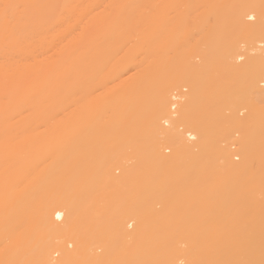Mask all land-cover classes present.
Listing matches in <instances>:
<instances>
[{"label":"bare ground","instance_id":"6f19581e","mask_svg":"<svg viewBox=\"0 0 264 264\" xmlns=\"http://www.w3.org/2000/svg\"><path fill=\"white\" fill-rule=\"evenodd\" d=\"M118 1L120 0H0V264H89L93 259L101 260L104 264H181L182 261L183 264H264V173H256L254 169L255 162L264 163V109L252 111L246 120H240L235 111L232 110L230 114L224 112L238 104V99H235L236 91L230 85L224 83L218 86L213 94H209L207 90L215 72H232L237 67L235 58L239 54L241 37L247 41L261 37L257 40L255 55H251L253 63L260 67L257 66L259 69L249 76L246 87L249 92L260 93L264 98V73L261 72L264 67V0H232L235 5L226 14H221V9L214 8L213 10L217 9L213 11L216 14L215 24L209 21L212 24L198 36L191 35L189 28L181 30L180 33L173 28L172 23L165 21L158 22L159 26L164 27L161 34L156 36L158 27H153L152 18L138 20L146 28L136 39L133 38L125 45L119 32L124 19L115 13L107 14L105 10L107 2L114 6ZM131 1L140 5L150 0ZM108 18L111 25L107 29ZM245 18L253 22H248ZM198 27L203 28V22ZM132 42L134 44L129 46ZM122 52L125 56L124 62L120 57ZM163 53H174L175 57L172 58H176L175 61L171 59V63H168V60V66L164 67L161 62L158 64ZM197 55L202 57L201 64L193 60ZM236 59L242 60L243 55H238ZM127 65L135 68L128 78L123 79V71ZM112 78L119 79V94L109 100H104V97L90 99L86 107L75 111L66 121L57 118L59 112L53 107L54 102L68 103L78 95L90 96L91 93L82 90L104 87ZM168 81H172L169 83L175 86L188 85L189 95L184 98L172 97L171 90L164 86ZM44 103L47 104V128L43 139L40 124L43 120ZM207 103L214 104L213 124L206 123L201 117ZM179 104L182 105L183 114L179 115L181 117L178 121L176 107ZM154 108L162 112L163 125L160 119L155 118ZM181 108L177 111L181 112ZM181 118V122L185 120L184 125L189 124L190 129L192 127L191 130L195 132L187 130L185 134L179 130L178 122ZM147 122L152 132L164 130L166 138L171 141L173 155H178L180 150H188L187 160L190 164L184 169L186 178L185 182L182 178L184 183L180 181V189L186 188L187 194H193L194 187L198 185L200 195L196 201L199 212H202L199 214L203 216L202 220L193 222L196 226L201 225L197 231L194 230L196 233H191V230L190 235H182L187 241H184L188 245L186 248L179 242L184 238L178 236L180 239L176 240L178 237L174 236L175 239H171L173 237L170 238L169 234L162 235L152 231L153 228L152 232L149 231L152 237L144 236L148 232L143 227L146 228V223L149 224L144 221L154 217L157 219L159 217L156 216H160V213L152 208L153 202L149 201L151 197H146L149 200L145 199L142 193L144 199L137 196L136 188H133L135 192L132 195L122 194L119 200L114 199L117 203L109 204L110 210L108 207L104 209L108 210L106 213L110 217L111 210L113 215L116 213L110 219H113V224L112 221L107 222V226L113 225V228L108 226L109 231L113 229L112 231L105 232L102 229V226L105 227L102 222L105 223L107 219L105 215L104 221H95L101 223L96 228L101 229L96 232L100 240L98 242L104 241L100 245L103 249L101 255L98 250L97 255L93 248L98 244L96 242H89L93 246L87 247L83 245L82 239L76 240L78 243L81 241V244L76 242V246L70 249L65 242L57 244L55 237L56 244L51 238L48 240V237V241L37 244L32 243L31 237L24 235L29 230L37 231V228L43 229L39 230L42 234L49 229L59 230L62 225L58 228V224L67 214L70 218V223L67 224L72 228L67 231H73L72 234H76V237L95 231H91L90 225L85 232L87 227L84 228L82 224L86 223L88 214L94 218V211L91 210L90 213L93 204L91 196L95 197L93 202H96L98 197L102 199L100 195L110 192L116 178L112 169L108 170L110 168L106 167H112L111 163L114 162H122L124 155H127V146L132 145L133 148L137 144L138 129L139 132L144 129ZM236 124L242 137L232 141L231 146L239 145L241 161L234 159L237 155L235 148L236 151L233 152L230 145L223 147L219 143L222 136L229 139L234 136L231 125ZM44 146L47 150L61 152V156L53 154L55 159L60 157L57 159L60 161L55 160L56 166L53 164V170H50L54 173H48V179L46 175L41 176L39 170L33 177L36 161L41 163L37 156H41L39 153ZM132 148L131 150L138 151L137 145L136 149ZM27 151L32 154L27 155ZM134 151L133 154L136 152ZM161 155L164 161L160 158V163L170 160L169 154ZM32 158L35 166L30 160ZM104 160L109 166L104 165ZM90 167L94 172L90 171ZM106 169L108 173H104ZM153 169L150 168L149 172ZM29 171L30 177L27 176ZM61 171L66 173L65 177ZM39 173L40 177L37 175ZM153 173L159 178L158 174ZM182 173L180 172L179 177L184 174ZM150 174L154 176L152 172ZM124 175L126 176V172ZM43 176L45 178L41 180ZM156 177L151 178L155 180ZM38 180H41L42 187V183L46 182L49 189L45 187L42 188L45 189L43 191L39 190L41 186H34ZM163 180L165 183V179ZM24 181L31 188L25 187L27 184L24 185ZM161 186L159 187L162 190L157 191V187L152 198H163L162 201L166 203L171 198V189L166 186L165 192ZM107 187L109 189L104 191ZM46 190L47 196L43 194ZM96 205L94 203L92 206L93 210ZM97 210L98 208L95 211ZM136 216L138 220L135 219ZM127 217H132V220H127ZM133 219L143 221L142 225L139 223L135 226L136 229L132 227L133 230H129ZM78 222L82 229H77ZM96 223L93 222V226ZM62 232H65L64 229ZM96 233L93 236L97 238ZM154 235H159L157 240L160 242L162 236H167L170 240L165 243L166 240L161 238L164 243H156L157 237ZM113 236L115 241L118 240V243L115 242L117 244L109 242ZM127 237L129 240L132 238L135 244L133 241L130 243L131 240L128 242ZM6 238L8 243L4 241ZM56 251L62 255L57 263L54 259Z\"/></svg>","mask_w":264,"mask_h":264},{"label":"rangeland","instance_id":"374dc122","mask_svg":"<svg viewBox=\"0 0 264 264\" xmlns=\"http://www.w3.org/2000/svg\"><path fill=\"white\" fill-rule=\"evenodd\" d=\"M223 0H150V1H148L147 3H143V4H140V5H138V4H134L131 0H129V1H124V0H120V1H118V2H116L115 4H114V6H111L110 5V3L109 2H107V4H106V7H105V10H106V12H107V14H110V13H115V14H118V15H120V17H122L123 19H124V22H123V24H122V27L120 28V36H121V41H122V43H123V45H125L126 43H128L130 40H132L133 38L134 39H136L135 37L137 36V35H139V33L140 32H142L145 28H146V25H144V24H142V23H139L138 22V20H146L148 17H150V18H152V25H153V22H154V25H153V27H155V28H157L158 30L156 31V33H155V35L156 36H158V35H160L161 34V31H163V27L162 26H159L158 25V22L159 21H165V23H172V26H173V28H176V30H178V31H180V33H181V30H184V29H188L189 28V31H190V33H191V35H195V36H198V34H200L201 33V31L203 30V29H208L209 28V26L212 24H210V22H213V24H215V21H216V18H215V15H214V13H213V11H216L217 9H215V10H213L214 8H218L219 10L221 9V14H224L226 11H229V8H231V10L233 9V6L235 5V2L234 1H232V0H229V2H227L226 0L225 1H223ZM226 14V13H225ZM223 16V15H222ZM218 17V16H217ZM218 18H220V17H218ZM248 22H253L252 20H248L247 18H245ZM210 21V22H209ZM254 21H256V20H254ZM201 22H203V28H200V27H198V24H200ZM209 22V23H208ZM110 25H111V23H110V19L108 18V20H107V22H106V28L108 29L109 27H110ZM197 26V27H196ZM239 33H242V31H240ZM160 38H162V37H160ZM192 38H195L194 36L192 37ZM261 38V37H260ZM260 38L258 39V37H257V39L255 38H253V40L251 39V40H249V41H247V40H244V38H240L239 40H240V43H239V54L238 55H243V59L242 60H237L236 58H237V56L238 55H236V58H235V62H236V65H237V67H235V69L232 71V72H224V71H217V72H215L214 73V77H213V80H212V82L210 83V86H208V89L207 90H209V94H213V92H215V89L218 87V86H220V85H222V84H227V85H230L236 92H235V99H238V104L237 105H235V107L233 108V109H231V108H227V109H225V113L226 114H230L231 113V111L233 110V111H235L236 113H237V115L239 116V118H240V120H246L248 117H249V115H250V113L252 112V111H256V112H258V111H260V110H263L264 109V98H262L261 97V94L260 93H253V92H249V88H247L246 87V85H248L247 83H248V79H249V76H251V74L254 72V70H257V69H259V65H257V66H259L258 68H257V66L253 63V59H251V55H255V52H256V50H255V48H256V44H258V41L257 40H260ZM262 40H264V39H262ZM257 41V42H256ZM264 42V41H263ZM134 44V42H132V43H130L129 44V46H131V45H133ZM262 46H264V45H262ZM261 46V47H262ZM202 47H205V45H203ZM261 52V51H260ZM164 54V53H163ZM124 55V52H122V53H120V57L122 58V61L124 62L125 61V56H123ZM253 55V56H254ZM159 57V56H158ZM172 57H175V54L174 53H166V54H164V55H162V57L160 58L159 57V60H157V61H159L158 62V64L161 62V64L163 65V67H164V65H166V66H168V63H171L170 62V60L171 59H174V61H175V59L176 58H172ZM249 57V58H248ZM156 59H157V55H156ZM251 59V60H250ZM169 60V62L167 63V61ZM196 63H200L201 64V62H202V57L200 56V55H197V56H195L194 57V59H193ZM157 63V62H156ZM163 63H167V64H163ZM251 63V64H250ZM253 63V64H252ZM202 65H203V63H202ZM252 65V66H251ZM173 66V65H172ZM254 66V67H253ZM170 67V66H169ZM134 66L133 65H127L126 66V68H125V70L123 71V74H124V78L123 79H126L125 77H129L130 76V74L133 72V70H134ZM166 68V67H165ZM168 68V67H167ZM262 68V67H261ZM260 68V71L262 70ZM253 70V71H252ZM262 73H264V67H263V70L261 71ZM174 75V74H173ZM169 76H171V74L169 75ZM127 77V78H128ZM175 76H173V78H174ZM262 78H264V76L262 77ZM261 78V79H262ZM115 78H112V80L110 79V80H108V82L107 83H105L104 84V87H101V88H91V89H84V90H82L83 92L85 91L86 93H91L90 94V96H86V95H78L77 97H75V99L72 101V102H68V103H60V102H54V104H53V107L59 112V115H57V118L58 119H63L64 121H66V120H68L70 117H71V115L75 112V111H78V110H81V108H83V107H86V104L89 102V100L90 99H92V98H97V97H104V100H109V99H111V98H113V96H116L117 94H119V92H120V89H119V85H117L118 83H119V79L117 80V79H115V80H117V81H115L114 80ZM172 79V78H171ZM170 79V80H171ZM122 80V79H121ZM166 80H169V79H166ZM173 81V82H172ZM172 81H168V83H166L164 86L165 87H168L170 90H171V96L173 97V96H182L183 98L184 97H186V96H188L189 95V92H190V88H189V86L188 85H182L181 84V86H175V85H173L172 83H174V79H172ZM121 82V81H120ZM166 82V81H165ZM169 82H172V83H169ZM171 84V85H170ZM246 89H248V92L246 91ZM173 94V95H172ZM181 94V95H180ZM184 95V96H183ZM180 102H181V100H180ZM178 107H176L177 108V110H179L181 107H182V105H177ZM46 108H47V104H45L44 103V106H43V109H44V114H43V120H42V123L40 124V130L42 131V135H43V139L45 138V131H46V128H47V123H46V116H45V111H46ZM175 108V109H176ZM176 110V114L179 116L180 114H183L182 112H183V110H182V108H181V112H179V111H177ZM213 111H214V104L213 103H207L204 107H203V110H202V112H201V117H202V119L206 122V123H208V124H213L214 123V121H215V117H214V113H213ZM154 116H155V118H158V119H160V122H161V124L163 125L164 124V118H163V114H162V112H160V111H158V110H156V108H154ZM178 116H176V117H178ZM180 117L181 116H179L178 117V121H179V119H180ZM184 118V117H183ZM183 118H181V120H180V122L183 120ZM141 121V120H140ZM185 121V120H184ZM183 121V122H184ZM142 122V121H141ZM178 122V124L180 125H178L179 127L178 128H180L179 130H182V132L184 131V133L187 131V132H191V131H193V132H195L194 130H191V129H193L192 127H191V129H190V127H189V124H186V126L184 125V123H186V122ZM139 124V123H138ZM141 124V123H140ZM147 125H144V129H142L140 132H139V130L140 129H138V133H139V135H138V139H137V141H136V145H137V150L138 151H134V150H131V146L130 145H128L127 147L129 148V146H130V149H128V148H126V154L128 155V157H127V155L125 156L124 155V157H123V160H121L122 162L119 164H117V162H114V163H111L112 164V167H111V165H110V167H106V168H110V169H108V170H111V171H113V174H115L114 176H115V178H116V181H115V183H113L112 184V188L110 187V189H109V187H107V189L105 190V188H106V185H105V188H104V191H107L108 189L110 190V192L108 191V192H106V193H108V194H103V195H100L101 197H102V199H100V197H98V199L96 200V202L94 201L93 202V198H95V197H93V196H91L92 197V203L91 202H89L90 204H92V206H94V203H95V208L97 209L98 208V210L97 211H95V210H93V208L94 207H92L91 206V209H90V213H91V210L92 211H94V218H93V216L91 215V214H88L89 216H87V217H89V218H87V220L85 221L86 223H88V224H86V223H82V224H84L83 225V227L84 228H86L87 227V229H84V231L85 230H87L88 231V227L90 226V228H91V231L92 230H95V231H92V232H90V231H88L87 233H89V234H87V233H85L86 235H82L81 237L78 235L77 237H76V234H72L73 233V231H72V233L70 232V231H67V230H71L72 228H71V226H70V224H67V222L68 223H70V218L68 217L69 215L67 214V217H66V215H65V217H64V219H63V221L61 222V223H59L58 224V228H60L61 227V225H62V229L60 228L59 230H55V229H49V230H51V231H49V230H46L47 232H44V234H45V236H44V234H42L41 232H39V230L40 231H42L41 230V228H37V231L36 230H29V231H26L25 233H24V235L25 236H28V237H31L33 240H32V243H37V244H40V243H43V241H48V240H50V238L54 241V239H55V241H57V244H64L63 242H65V244H67L68 246H69V248L71 249H73L76 245H74L77 241L76 240H81L82 239V243H83V245L84 246H87L88 247V245L89 246H93V244L95 243V244H97V245H94L93 246V248H95L96 249V254L97 255H101V253L103 252L102 250V247L100 248V245H102V243L104 242V241H102L101 243H99L100 242V240H99V238H98V235H97V233L96 232H98V231H100L101 229H99V230H97L96 228H99L98 226V223H100L101 221H104L106 218L105 217H107V219L105 220V223L104 222H102L103 224L102 225H105V227H103L102 226V229L105 231V232H110V231H112L111 229H110V231H109V228L110 227H112L113 225V219L112 220H110L113 216L115 217V214L113 215L112 214V210L109 212L110 214L109 215H111V217L110 216H108L107 214H108V212L106 213V211H108L107 209H106V211L104 210L105 208H107L108 207V209H109V204H112L113 205V203L115 202V200H119L120 198V196H123L122 194H124V195H127V194H133L134 192H135V190H136V194H137V196L140 198L141 197V199L143 198L142 196L144 195V197H145V199H148V198H150L151 197V199L149 200L150 202H153V203H151L152 205L151 206H153L152 208H154V210L157 212V213H160V216H164L163 218L162 217H160V216H156V217H159V218H155L154 216V219H155V221H154V219H153V224H152V219L151 220H145L144 222L146 223L147 221L149 222V224L148 223H146V228L145 227H143L144 229H145V231L146 232H148V234L147 233H145L144 231V236H146V238L148 237V236H150L151 234H149V231L150 232H152V231H155V232H157V233H161L162 235H165L166 233H167V235L168 236H170V238L171 237H173V238H171V239H175L174 238V236L175 237H178V236H180V238H184L185 239V237H183L182 235H184V236H187V235H190L189 234V232L191 231V233H196V231L199 229V228H201L200 226L201 225H199V226H196V225H194V223L193 222H198L199 220H202V216L203 215H201V214H199V213H202L201 211L199 212V209H198V206H197V198L199 197V195H200V193H199V187H198V185H197V187H194V192H193V194H187L186 192H187V190H185L186 188H181L180 189V187L182 186V184H181V182L180 181H182L184 178H186L185 177V168L187 167V165H188V163L190 164V162H189V160H187L188 159V154H187V152H188V150L186 151V149H185V151H182L181 152V150L179 151V153H178V155H173L174 154V152H173V148H172V144H171V141L170 140H168L167 138H166V134L164 133V130L162 129V130H159V131H157V132H152L151 131V129H150V127H149V125H148V122L146 123ZM182 124V125H181ZM141 127V128H142ZM231 127H232V132H233V137L231 138V139H229V138H227L226 136H222L221 138H219V143L221 144V146H223V147H225V146H227V145H230V147L232 148L233 147V149H231L232 151L234 150V148L237 150H234V151H236V157H234V159H235V161H241V159H242V156H240L239 155V153H238V144H233L232 146H231V143H232V141L234 142V141H236V140H238V139H240L241 137H242V132H240V130L238 129L239 127H238V125L236 124V125H231ZM186 132V133H187ZM183 133V134H184ZM185 133V134H186ZM221 139V140H220ZM45 141V140H44ZM45 145V144H44ZM136 145H134V149H136L135 147H136ZM196 148H197V146H195ZM194 147V148H195ZM132 148V149H133ZM193 148V149H194ZM195 148V149H196ZM198 149V148H197ZM42 151L40 152V151H38V152H40L39 154L41 155V156H37V158L38 157H40V159H41V161H39V162H41V163H38V161H36L37 163H38V165H37V163H35V165L36 166H38V169H36L37 167L33 164L34 163V161H33V158L32 159H30V160H32L33 162H32V164L35 166V173H33V171H31L32 169H34L33 167H32V169H30L29 168V170L33 173V177H34V175H36V172H37V170H39L40 172H41V176H42V174L45 176V177H47V179H48V177L50 176V174L47 176V174L48 173H52L50 170H51V168H52V165L56 162L57 163V161H60V160H57L58 158H60V157H57V159H55L56 158V156L57 155H60L61 156V152H58L57 150L56 151H53V150H47V147H43L42 149H41ZM184 150V149H183ZM49 151V152H48ZM53 151V152H52ZM132 151V152H131ZM133 151L135 152V154H133ZM197 151V150H196ZM196 151H194L195 153H196ZM233 151V152H234ZM32 152H34V151H32ZM57 152L58 153H60V154H57ZM27 155H29V153H31V152H28L27 151ZM56 153V154H55ZM165 154V155H167L168 156V154H169V156H168V159H169V157H170V160L167 162V161H165L166 162V164H165V162H163L164 161V159H162V155L161 154ZM183 153V154H182ZM26 154V153H25ZM32 154V153H31ZM37 154V153H36ZM49 154H51L50 156H49ZM53 154H55V155H53ZM26 155V156H27ZM129 155H131V156H129ZM161 155V156H160ZM188 155V156H187ZM36 156V155H35ZM51 156H52V158H51ZM53 156H55V157H53ZM34 157V156H33ZM27 158H29V156L27 157ZM104 158H106L105 156H104ZM163 160V161H161L162 163H160V160L161 159ZM148 159V160H147ZM154 160V162H153V160ZM159 159V160H158ZM54 160V161H53ZM55 160H57V161H55ZM29 161V160H28ZM149 161V162H148ZM152 161V162H151ZM30 162V161H29ZM146 162H148V163H146ZM28 163V162H27ZM26 163V164H27ZM55 163V164H56ZM61 163H62V161H61ZM104 165L105 166H107L106 165V162H105V160H104ZM150 163V164H149ZM164 163V164H163ZM31 164V163H30ZM32 164H31V166H32ZM53 165L54 167L56 166V165ZM62 164H65V163H62ZM147 164H148V166H147ZM28 165H29V163H28ZM27 165V166H28ZM40 165V166H39ZM58 165V164H57ZM66 165V164H65ZM92 165H93V163H92ZM91 165V166H92ZM138 165V166H137ZM145 165V166H144ZM154 165V167H155V169H156V167H157V169L160 171V174L162 173V176L159 174V171L156 169H153L154 167H150V166H153ZM185 165V166H184ZM30 166V165H29ZM88 166V165H87ZM94 166V168L96 169L95 171H97V168H96V166L95 165H93ZM109 166V165H108ZM125 166V167H124ZM142 166V167H141ZM169 168H171V169H169ZM171 166V167H170ZM184 166V167H183ZM24 167H26V165H24ZM69 167V166H68ZM131 167V168H130ZM149 167V168H148ZM173 167V168H172ZM183 167V168H182ZM40 168V169H39ZM57 169H58V166L56 167ZM55 168V170H57ZM61 168V167H60ZM66 168V167H65ZM105 168V167H104ZM125 168H127V169H125ZM130 168V169H129ZM136 168V169H135ZM150 168L151 169H153V170H151L150 172H149V170H150ZM165 168V169H164ZM25 169H27V168H25ZM24 169V170H25ZM69 169V168H68ZM71 169V168H70ZM90 169H91V167H90ZM89 169V170H90ZM140 169V171L138 172V170ZM144 169V170H143ZM161 169L163 170V172H161ZM168 169V170H167ZM176 169V170H175ZM254 169H255V172L256 173H264V163H256L255 162V165H254ZM21 170H23L22 168H21ZM46 170H47V172H46ZM52 170H53V168H52ZM64 170V169H63ZM66 170V169H65ZM125 170V171H124ZM130 172H129V171ZM167 170V171H166ZM171 170V171H170ZM184 170V171H183ZM27 172L28 173V177H30L29 176V173L31 174V172ZM38 171V172H39ZM44 171H45V173H44ZM71 171H72V169H71ZM70 171V172H71ZM90 171H93V168L90 170ZM106 171V172H105ZM104 171V173H108L107 172V169ZM115 171V172H114ZM168 171H170V172H168ZM173 171H175V172H173ZM25 173H26V171H24ZM24 172H22V173H24ZM37 172V173H38ZM61 172H63V171H61ZM68 172V171H67ZM70 172H69V175H71L70 174ZM94 172V171H93ZM124 172H126V176L124 175ZM128 172V173H127ZM152 172V175H154V173L153 172H155V174H158L157 176L159 177V178H157L155 175L154 176H151V173ZM158 172V173H157ZM165 172V175L163 174ZM167 172V173H166ZM180 172H183L182 174L184 175H182L181 177H179L181 174H180ZM54 173V172H53ZM58 173H60V172H58ZM72 173V172H71ZM74 173V172H73ZM135 173H136V175H135ZM141 173V174H140ZM148 173V174H147ZM169 173V175H167ZM176 173H178V174H176ZM64 174H66V173H64L63 172V174H62V176L64 175ZM121 174V175H120ZM131 174V175H130ZM145 174V175H144ZM37 175H39V177H40V173L39 174H37ZM60 175V174H59ZM68 175V174H67ZM66 175V176H67ZM130 177H129V176ZM136 177H135V176ZM141 175H143V176H141ZM43 176V178H41V180H43L45 177ZM52 176V175H51ZM61 176V175H60ZM61 176V177H62ZM117 176V177H116ZM123 176H125V177H123ZM141 176V177H140ZM148 176H149V178H148ZM165 176V177H164ZM167 176V177H166ZM171 176V177H170ZM179 177V180H178V178L177 177ZM31 177H32V175H31ZM60 177V178H61ZM64 177H65V175H64ZM151 177H156V179L154 180V178L152 179ZM23 178V177H22ZM125 178H128V179H125ZM130 178V179H129ZM134 178V179H133ZM136 178V179H135ZM168 178V179H167ZM180 178H181V180H180ZM183 178V179H182ZM121 179L123 180V181H121ZM143 179V180H142ZM160 179V180H159ZM163 179H165V183H164V180ZM169 180V181H167V180ZM171 179V180H170ZM41 180H38L37 182L39 183V184H37V182L35 183V185L34 186H37V187H40L39 188V190H43L42 188H45L46 187V189L48 190L49 189V186H46V182H45V184L44 183H42V182H44V181H42L41 183L44 185L43 187H42V185H40V181ZM135 182V184H134V182ZM147 180V181H146ZM158 180V181H157ZM161 180H163V181H161ZM177 180H178V182H180L179 184L177 183ZM106 181V180H105ZM133 183H132V182ZM138 181V182H137ZM140 181V182H139ZM172 181V182H171ZM27 182V181H26ZM147 182V183H146ZM183 182V181H182ZM184 182H185V179H184ZM183 182V183H184ZM118 185H117V184ZM136 183H137V185H136ZM140 183V184H139ZM150 183V184H149ZM156 183H158V184H156ZM173 183H175V189H174V186H173ZM27 183H25V181H24V185H26ZM104 184H106V182L104 183ZM115 184V185H114ZM132 184V185H131ZM142 184H145V185H142ZM168 184H169V186H171V184H172V186H171V188L168 186ZM176 184H178L179 185V187H178V185H176ZM39 185V186H38ZM48 185V184H47ZM113 185H114V187H113ZM126 185H127V187H126ZM156 185V186H155ZM162 185V186H161ZM164 185V186H163ZM181 185V186H180ZM184 185V184H183ZM186 185V184H185ZM29 187V188H31L30 187V185H26L25 187ZM110 186V185H109ZM117 188H116V187ZM124 186V187H123ZM150 186V187H149ZM159 186H161L162 188H163V190L165 189V187L166 188H169V190H170V195H171V193H172V195L170 196L171 198H169V199H171V200H169V199H167V200H165V201H167L166 203L164 202V201H162V200H164L163 198H161V199H159V197H155V199L154 198H152V196L154 195L153 194V192H156V188L158 189L157 191H159V189H160V187ZM48 187V188H47ZM52 187V186H51ZM50 187V189H51V191H52V189L53 188H51ZM144 187V188H143ZM186 187V186H185ZM122 188H124V189H122ZM126 188V189H125ZM133 188H136L135 190L132 189ZM138 188V189H137ZM153 188V189H152ZM57 189V188H56ZM55 189V190H56ZM112 189V190H111ZM148 189H150V190H148ZM45 190V189H44ZM43 190V191H44ZM46 190V191H47ZM117 190H119V191H117ZM130 190H132L130 193L128 192V191H130ZM140 190V191H139ZM151 190H154V191H151ZM160 190H162V189H160ZM166 190L167 189H165V192H166ZM168 190V191H169ZM182 190V191H181ZM43 191H41V192H43ZM45 191V193L43 192V194L45 195L46 193H48V191L46 192ZM50 191V190H49ZM112 191H114L113 193H112ZM122 191V192H121ZM138 191V192H137ZM147 191H149V192H147ZM167 191V192H168ZM198 191V192H197ZM40 192V194H42ZM53 192V191H52ZM57 192V191H56ZM55 192V193H56ZM102 192V191H101ZM164 192V191H163ZM164 192V193H165ZM174 192H176V193H174ZM184 192L186 193V194H184ZM110 193V194H109ZM143 195H142V194ZM151 193V194H150ZM43 194H42V196H43ZM67 194V193H66ZM112 194H114V196L112 195ZM120 194V195H119ZM179 194H181V196L179 195ZM109 198V196H110V199H107V197ZM140 195V196H139ZM151 195V196H150ZM175 195H176V199H175ZM186 195V196H185ZM189 195V196H188ZM45 196H47V194L45 195ZM111 196H113V198L111 197ZM149 196V197H148ZM174 196V197H173ZM187 196H188V198H187ZM90 197V198H91ZM104 197H106V198H104ZM118 197V198H117ZM146 197H148V198H146ZM169 197V196H168ZM182 197V198H181ZM186 197V198H185ZM44 198V197H43ZM156 198H158V199H156ZM115 199V200H114ZM144 199V198H143ZM195 199V200H194ZM99 200V201H98ZM114 200V201H113ZM148 200H146V202L148 201ZM174 200V201H173ZM177 202H176V201ZM183 200V201H182ZM194 202H193V201ZM90 201V200H89ZM97 201H98V203H97ZM111 201V202H110ZM181 201V202H180ZM113 202V203H112ZM170 202V203H169ZM183 202V203H182ZM115 203H117V202H115ZM165 203V204H164ZM177 203V204H176ZM192 203H193V205H192ZM196 203V204H195ZM90 204H88V205H90ZM148 204V203H147ZM184 204H186L185 206H184ZM150 205V204H149ZM194 205H196V206H194ZM98 206V207H97ZM190 206V207H189ZM110 207H111V205H110ZM99 208H101L102 209V211L99 209ZM182 208V209H181ZM192 208V209H191ZM195 208V209H194ZM110 210V209H109ZM170 210V211H169ZM188 210V211H187ZM194 210V211H193ZM196 211V212H195ZM155 212V213H156ZM171 212V213H170ZM178 212V213H177ZM93 213V212H92ZM175 213V214H174ZM187 213V214H186ZM191 213V214H190ZM198 213V214H197ZM167 214V215H166ZM104 215H105V217H104ZM107 215V216H106ZM157 215V214H156ZM159 215V214H158ZM190 215V216H189ZM193 215V216H192ZM92 216V217H91ZM167 216V217H166ZM178 216V217H177ZM197 218H196V217ZM98 217V218H97ZM102 219H101V218ZM110 217V218H109ZM137 217V216H136ZM135 217V219L136 220H138L139 218L137 217L136 218ZM181 217V218H180ZM184 217V218H183ZM201 217V218H200ZM94 219V221H93V219ZM95 218H97V219H95ZM129 218H131V220H132V217H127V220L129 219ZM134 218V217H133ZM169 219V221L167 220V219ZM176 218V219H175ZM194 220H193V219ZM67 219V220H66ZM91 219V220H90ZM135 219H133V225L132 226H129L128 227V229L129 230H133V228H135L136 229V227H137V224H141L142 225V223L141 222H143V221H141V220H139L140 222H138V221H136ZM164 219V220H163ZM189 219V220H188ZM65 220V221H64ZM90 220V221H89ZM100 220V222H98V223H96L97 221H99ZM126 220V221H127ZM180 220V221H179ZM81 221V220H80ZM88 221V222H87ZM94 223H96V224H94V225H96V226H93V222ZM96 221V222H95ZM109 221H112V224H111V226H110V224H108V226H110V227H108L107 226V222L109 223ZM183 221V222H182ZM187 221V222H186ZM128 222V221H127ZM136 222H138V223H136ZM151 222V223H150ZM157 222V223H156ZM161 222V223H160ZM167 224H166V223ZM65 223V224H64ZM134 223H135V225H134ZM145 223H143V224H145ZM164 223H165V225H164ZM189 223V224H188ZM67 224V225H66ZM75 224H77V221H76V223ZM75 224H74V227H75ZM161 224V225H160ZM162 224H163V226H162ZM181 224H182V226H181ZM192 224V225H191ZM100 225H101V223H100ZM151 225V226H150ZM154 225H156V226H154ZM187 225V226H186ZM194 225V226H193ZM64 226V227H63ZM65 226H66V228H65ZM70 226V227H69ZM73 226V225H72ZM77 226V225H76ZM78 226H79V222H78ZM77 226V229L78 228H81V224H80V226L78 227ZM136 226V227H135ZM144 226V225H143ZM167 226V227H166ZM133 227V228H132ZM149 227V228H148ZM159 227V228H158ZM199 227V228H198ZM68 228H70V229H68ZM89 228V229H90ZM100 228H101V226H100ZM106 228V229H105ZM113 228V227H112ZM132 228V229H131ZM153 228V229H152ZM157 228V229H156ZM169 228V229H168ZM173 228V229H172ZM64 229V231L65 232H67V233H63L62 232V230ZM82 229V228H81ZM147 229H148V231H147ZM151 229H152V231H151ZM190 229V230H189ZM196 229V231L194 232V230ZM52 230H53V232H52ZM56 232H55V231ZM157 230V231H156ZM160 230V231H159ZM172 230V231H171ZM173 230H175V231H173ZM179 230V231H178ZM188 232V234H187V232ZM179 233H178V232ZM86 232V231H85ZM173 232V234H171V233ZM175 232V233H174ZM183 232H185L184 234H183ZM53 233V234H52ZM55 233V234H54ZM58 233V234H57ZM91 233V234H90ZM94 233H96V235H97V238L96 237H94L95 236V234ZM154 233V232H153ZM165 233V234H164ZM178 233V234H177ZM180 233H182V234H180ZM70 234V235H69ZM72 234V235H71ZM154 234H156V233H154ZM186 234V235H185ZM47 235V236H46ZM91 235H92V237H91ZM94 235V236H93ZM162 235H160V237L162 236ZM84 236V237H83ZM88 237V238H86V237ZM182 236V237H181ZM49 238L48 240H46V238ZM55 237V238H54ZM74 237V238H73ZM76 237V238H75ZM114 237V236H113ZM111 237V239H110V241L109 242H117V241H115L116 240V238L114 237ZM151 237H152V235H151ZM154 237H155V235H154ZM157 237V238H156ZM156 240L158 239V237H159V235H156ZM164 237H166V238H168L167 236H162L161 238H163L164 240H166L165 241V243L168 241V240H170L169 238L168 239H166V238H164ZM90 238L92 239V240H90ZM129 237H127V240H128V242L130 241V243H132V241H133V239L131 238L130 240L128 239ZM159 239V240H161V242L160 241H158L157 240V242L156 243H162L163 241H162V239ZM179 237L178 238H176V240H178V239H180ZM7 239V238H6ZM8 239H9V237H8ZM4 240L5 242L7 241V243L9 242V240L11 241V239H9V240ZM87 239V240H86ZM98 239V240H97ZM112 239H114V241L112 240ZM181 240V241H179L180 242V244H181V246H183L184 248H186L188 245H187V243H184V241L185 242H187L186 241V239L185 240ZM83 240H84V242H83ZM90 240V241H89ZM127 240H125L124 239V241H127ZM54 241V243L56 244V242ZM94 241V242H93ZM99 241V242H98ZM89 242H91V243H93L92 245H90V243ZM134 242V244H135V241H133ZM71 243H73V244H71ZM78 243V242H77ZM79 243L81 244V241H79ZM78 243V244H79ZM118 243V242H117ZM117 243H115V244H117ZM129 243V244H130ZM164 243V242H163ZM125 244V243H124ZM104 245V244H103ZM131 245V244H130ZM104 248V247H103ZM97 250H98V253H97ZM57 252V253H56ZM55 253H54V259H55V263H57L58 261V259H59V261L61 260V252H58V251H56ZM53 259V260H54ZM93 262V263H92ZM183 262V261H182ZM182 262H181V264H182ZM89 264H104V262H102L101 260H98V259H93L92 261H91V263H89Z\"/></svg>","mask_w":264,"mask_h":264},{"label":"snow or ice","instance_id":"6c2138e0","mask_svg":"<svg viewBox=\"0 0 264 264\" xmlns=\"http://www.w3.org/2000/svg\"><path fill=\"white\" fill-rule=\"evenodd\" d=\"M249 19H254V17H249ZM69 264H71V262H69ZM182 264H183V262H182Z\"/></svg>","mask_w":264,"mask_h":264}]
</instances>
